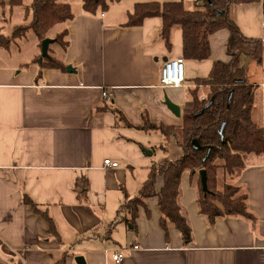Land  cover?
<instances>
[{
  "label": "crops",
  "instance_id": "1",
  "mask_svg": "<svg viewBox=\"0 0 264 264\" xmlns=\"http://www.w3.org/2000/svg\"><path fill=\"white\" fill-rule=\"evenodd\" d=\"M126 1L96 15L85 13L82 1L71 3L67 45L49 47L65 70L43 67L36 46L28 56L14 49L16 41L0 48V264H77V256L87 264H264L262 158H250L230 180L248 195L255 221L239 215L211 221L199 208V172L191 177L190 171L182 176L179 197L192 228L189 243L173 224L163 225L157 197L139 206L136 229L127 222L129 212L119 213L126 198L138 196L149 182L153 164L182 154L173 140L163 149L160 131L127 121L139 126L148 117L154 124H181L184 110L193 107L188 89L209 75L214 62L230 59V33L222 28L209 37L208 59H186L182 85L162 87L163 64L183 56L181 25L171 27L167 42L159 16L137 26L125 23L136 2L178 0ZM182 1L186 10L197 9V0ZM9 3L0 0V21L12 24L11 34L18 7ZM230 15L246 36L264 35L262 0L233 5ZM243 66L262 88L264 123V67L250 57ZM165 95L180 105V117L165 105ZM106 104L123 118L104 110ZM107 158L119 166H106ZM162 186L159 177L157 191ZM25 196L49 213L58 236ZM117 252L124 254L119 263L113 259Z\"/></svg>",
  "mask_w": 264,
  "mask_h": 264
},
{
  "label": "trees",
  "instance_id": "2",
  "mask_svg": "<svg viewBox=\"0 0 264 264\" xmlns=\"http://www.w3.org/2000/svg\"><path fill=\"white\" fill-rule=\"evenodd\" d=\"M123 0H82L85 13L96 15L107 11L111 5ZM204 1L202 5H199ZM260 0H197V9L186 10L182 0L136 2L128 14L125 26L141 25L145 18L159 16L163 20L162 34L169 40L171 27L179 24L183 30V57L198 61L206 60L211 55L209 37L219 29L229 30L230 37L227 51L230 59L216 61L207 77L198 78L195 88L188 93L193 107L185 109L182 123L178 125L154 124L145 117L144 124L133 126L144 131H160L165 139L162 145L166 151L172 140L176 141L182 154L173 160L153 164L150 168L149 182L141 189L138 196L129 198L121 205L120 212H129V225L136 229L139 206L145 207V198L157 197L163 212L162 223L165 227L173 224L181 233L184 242L192 240V228L183 207L179 202L181 180L185 171L193 177L197 171H207L209 191L205 194L199 176V208L211 221L225 215H239L255 221L256 216L249 210L248 195L230 180L237 177L248 165L249 157L264 159V123L259 100L262 88L249 79L248 70L243 66L245 57H250L264 67V35L262 37L246 36L239 25L232 19L230 8L233 5L253 3ZM264 2V1H263ZM9 7H23L26 23L16 25L12 35L0 34V48H9L12 41L25 38L33 31L39 39L51 37L56 27L60 28L52 37L54 42L64 48L68 35L66 23L73 18L71 3L66 0H10ZM43 67L65 70V63L49 54L41 61ZM109 105V106H108ZM106 104L104 110L112 111L117 119L123 113L113 104ZM108 106V107H107ZM109 108V109H108ZM194 140L199 147L194 146ZM222 170L223 186L232 187L240 193L233 198L231 190L216 192L219 178L217 172ZM159 177L163 179L162 188L157 191ZM24 202L40 214L49 224L50 233L58 236L54 220L47 211L28 196Z\"/></svg>",
  "mask_w": 264,
  "mask_h": 264
},
{
  "label": "rangeland",
  "instance_id": "3",
  "mask_svg": "<svg viewBox=\"0 0 264 264\" xmlns=\"http://www.w3.org/2000/svg\"><path fill=\"white\" fill-rule=\"evenodd\" d=\"M66 1H68V2H70V3H72V4H74V3H80L82 0H66ZM133 0H130V1H126V2H132ZM135 1H137V0H135ZM145 1H147V0H145ZM148 1H150V0H148ZM104 12H106L107 13V11H104ZM24 8L23 7H18V8H16V13L13 15L14 17H12L13 19H12V23L13 24H18V25H21V24H24V23H26V21L27 20H24ZM9 23H6L5 21H3V22H1L0 21V27H1V29H0V34H4V35H8L10 32H11V29H12V24H10V25H8ZM3 27V28H2ZM60 28H55L53 31H51V33H50V36H51V38L56 34V32L59 30ZM12 35V33L11 34H9L8 35V37H10ZM16 43L18 44V45H15V47H14V49L16 48L17 50H18V48L19 49H21V51L24 53V54H26V56H28V55H31L36 49V52L38 51V56L40 57V55H41V53H42V51H41V49H40V46H39V39L37 38V36H35V34H34V32L33 31H29L28 33H27V36L25 37V38H22V39H18L17 41H16ZM15 43V44H16ZM37 44V45H36ZM58 44L57 43H52L51 44V49H54V48H56V46H57ZM16 46H18V47H16ZM35 46H36V49H35ZM15 49V50H16ZM38 57V58H39ZM174 141V140H173ZM175 143H176V141H174ZM177 144V143H176ZM250 158H253V157H249V159H248V162H249V164L251 163V162H253V160L252 159H250ZM197 173H198V171H197ZM222 170H219L218 172H217V176H218V178H219V181L217 180V183L215 184V186H213L212 187V189L213 190H216V192H225V191H227V190H231L230 192L231 193H233V198H236L237 196L236 195H240V193H235L234 194V192L232 191V187H226L225 188V186H223V179H222ZM187 182H189V181H187ZM183 186V185H182Z\"/></svg>",
  "mask_w": 264,
  "mask_h": 264
},
{
  "label": "built area",
  "instance_id": "4",
  "mask_svg": "<svg viewBox=\"0 0 264 264\" xmlns=\"http://www.w3.org/2000/svg\"><path fill=\"white\" fill-rule=\"evenodd\" d=\"M264 1V0H262ZM264 29V23H263ZM186 80V59L183 56L168 59L161 68V86L162 87H178ZM106 166L117 167L119 163L107 158L104 160ZM137 248V246H135ZM124 254L117 252L113 255L115 262L122 261Z\"/></svg>",
  "mask_w": 264,
  "mask_h": 264
},
{
  "label": "water",
  "instance_id": "5",
  "mask_svg": "<svg viewBox=\"0 0 264 264\" xmlns=\"http://www.w3.org/2000/svg\"><path fill=\"white\" fill-rule=\"evenodd\" d=\"M209 3H211V0H207ZM204 1H201V4H203ZM55 41L54 38L47 37L43 39L41 43V55L39 57V60L42 61L43 59L49 57V47L50 44ZM164 103L168 107V109L177 117L181 116V107L179 104L173 102L167 95H165ZM194 146L199 147V142L197 140H194ZM199 176L202 182V188L206 193H208L209 188L207 184V171L205 169L199 170ZM77 264H87L85 258L83 256H77L76 257Z\"/></svg>",
  "mask_w": 264,
  "mask_h": 264
}]
</instances>
